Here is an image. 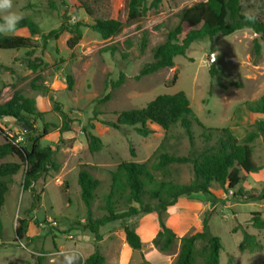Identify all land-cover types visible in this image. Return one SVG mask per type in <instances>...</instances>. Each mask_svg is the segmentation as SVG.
I'll use <instances>...</instances> for the list:
<instances>
[{
	"label": "rangeland",
	"instance_id": "rangeland-1",
	"mask_svg": "<svg viewBox=\"0 0 264 264\" xmlns=\"http://www.w3.org/2000/svg\"><path fill=\"white\" fill-rule=\"evenodd\" d=\"M205 1L163 0L158 10L128 23V0H14L22 20L37 23L42 34L31 37L27 30H21L10 35L31 38L35 48L31 54L28 50L0 49V105L15 94L36 101V111L43 116L30 117L29 121L37 131L36 136L42 135L44 129L48 131L41 145L55 150L59 171L49 173L35 184L41 198L35 209L32 192L22 188L24 169L13 178L0 211V264H63L62 253L69 251H77L81 256L77 264H83L97 248L105 257V264H174L179 246L175 252L162 254L152 243L161 230L157 213L108 224L100 229L102 240L96 241L85 228L89 224L88 210L78 180L80 172L87 171L100 181L92 205L96 220L106 215L105 199L112 174L120 164L146 163L158 178L184 184L194 177L192 166H172L161 172L156 169L161 155L182 157L201 152L222 136L209 129L228 128L237 139L249 132L254 116L245 104L264 96V43L250 29L219 35L214 40L196 41L185 56L174 59L172 68L138 78L144 66L154 61V49L178 25L180 12ZM243 9L245 13H257L264 20V0H245ZM98 20L119 21L122 30L112 39L104 40L94 29ZM64 23L82 24V39L74 48L67 44L72 37L70 32L64 31L58 38L47 41L42 37ZM255 39L262 44L257 65L253 64ZM212 66L225 73L222 82L226 88L210 75ZM180 92L188 97L203 125H193V145L179 125L165 132L158 125L149 124L151 133L146 137L137 127L112 126L122 112L145 108L160 95ZM55 103L72 120L70 132L61 131L63 122L54 109ZM0 126L11 136L22 135L21 129L8 121L0 119ZM91 136L100 138L101 151L90 152ZM207 136L211 137L209 144L205 140ZM3 142L0 136V144ZM252 149L253 161L262 169L249 175L242 172V181L234 191L225 193L215 185L212 191L220 199L216 204L208 203L202 194L184 196L164 215L181 238L202 231L207 214L211 233L223 245L221 264L264 261V230H256L251 224L255 212H260L264 220V198L261 199L264 197V135L252 144ZM5 161L19 162L16 157ZM233 192H242L245 199H255L237 202ZM19 220L29 221L23 240H16ZM124 226L135 229L142 241L141 250L128 246ZM243 230L256 236L261 250L253 253L240 250ZM203 245L198 244L196 264H203L200 256Z\"/></svg>",
	"mask_w": 264,
	"mask_h": 264
},
{
	"label": "trees",
	"instance_id": "trees-1",
	"mask_svg": "<svg viewBox=\"0 0 264 264\" xmlns=\"http://www.w3.org/2000/svg\"><path fill=\"white\" fill-rule=\"evenodd\" d=\"M150 1V3H149ZM245 0H207L195 6L182 10L179 14L178 25L170 30L163 44L157 46L154 53V61L144 66L138 78L155 74L166 68L174 66V59L185 56L191 45L199 40H214L219 35L229 36L243 29H250L264 43V20L258 15L254 24L247 23L244 19L243 3ZM163 0H128L127 22L134 23L142 19L149 11L158 10ZM86 12L91 14L85 6ZM82 24L68 25L64 23L58 30L52 31L47 36H42L45 41L56 39L64 32H70L72 37L67 41L70 48H74L82 39ZM123 24L116 20H98L94 29L104 40H110L122 30ZM185 27L188 31L185 33ZM27 30L31 37L41 35V29L37 23L25 19L18 23L17 30ZM185 36L181 39L182 35ZM144 47V45H143ZM1 50H28L31 54L35 50L32 39L21 36H0ZM114 51V49H107ZM253 64L257 65L262 54V44L255 39L253 42ZM212 77H216L219 85L226 88L222 82L225 73L212 66L209 70ZM38 89V88H37ZM246 110L255 115L256 119L249 132L242 139H237L230 129H209L220 132V136L212 145L205 147L201 152H194L191 156L178 157L170 154L160 156L156 169L166 172L172 166L190 165L193 168V179L184 184L167 181L158 178L149 168L148 164L125 162L118 166L112 174V183L109 194L105 199L103 210L106 212L102 218L93 219L92 205L96 198V190L100 181L96 180L89 172L81 171L79 185L83 202L87 207L89 224L85 227L95 240L100 242L102 235L100 229L108 224L121 222L126 219L157 213L161 230L153 240L156 250L162 254L176 251L178 254L174 264H196L199 250L198 244H204L200 253L203 264H221L220 253L223 245L219 237L210 231L209 218L205 215L203 229L192 235L177 237L164 215L173 209L179 198L202 194L210 204H216L220 199L213 193L214 186H218L225 193L234 191L241 183V173L246 175L258 172V167L253 161L252 144L264 135V96L254 102L245 104ZM55 111L59 112L63 122L62 132H70L72 120L62 110L61 105L55 103ZM6 116L16 117L25 121L33 131L26 135L11 136L0 126V136L4 142L0 144V211L5 204L6 196L13 177L24 169L22 188L23 191H31L34 197L35 209L40 196L34 189L35 184L51 172H58L59 165L55 160V150L51 147H42L41 139L48 134L43 130L42 135L36 136V129L29 121L30 117H42V113L36 111V101L23 95L15 94L10 101L0 105V119ZM203 127L194 114L188 97L183 93L175 95H160L150 102L147 107L137 110L122 112L115 123L117 129L121 127H137L136 130L144 137L150 135L149 124H155L168 132L172 127L181 126L189 136L191 144H194L192 127L194 124ZM207 136V144L210 142ZM32 143L33 150L27 147ZM89 150L91 153L102 150V142L96 136L90 137ZM9 157H16L19 162L5 161ZM243 196V197H242ZM233 198L239 202H249L254 197L244 198L242 192L234 193ZM264 197L262 196L261 199ZM251 224L256 230H264V220L260 212L252 214ZM28 220H19L15 231L16 240H23L28 233ZM0 225V231H1ZM157 230V228H156ZM126 243L133 250H141L142 241L135 229L130 226L123 228ZM243 241L240 244L242 252H257L262 249L255 235L243 230ZM141 238L142 235H141ZM105 257L97 248L83 264H105ZM261 264H264L262 261Z\"/></svg>",
	"mask_w": 264,
	"mask_h": 264
},
{
	"label": "clouds",
	"instance_id": "clouds-1",
	"mask_svg": "<svg viewBox=\"0 0 264 264\" xmlns=\"http://www.w3.org/2000/svg\"><path fill=\"white\" fill-rule=\"evenodd\" d=\"M23 19L14 7V0H0V36H9L17 30L18 23ZM247 23L254 24L258 15L255 12H247L244 14ZM215 60V54L213 61ZM63 264H77L81 260V256L77 251H69L62 253Z\"/></svg>",
	"mask_w": 264,
	"mask_h": 264
},
{
	"label": "water",
	"instance_id": "water-1",
	"mask_svg": "<svg viewBox=\"0 0 264 264\" xmlns=\"http://www.w3.org/2000/svg\"><path fill=\"white\" fill-rule=\"evenodd\" d=\"M3 120L8 121L12 125L19 127L23 135L29 134L33 131V128L30 127L25 121L18 120L16 117L6 116L3 118ZM27 147L29 148L30 151L33 150L32 143H28Z\"/></svg>",
	"mask_w": 264,
	"mask_h": 264
},
{
	"label": "crops",
	"instance_id": "crops-1",
	"mask_svg": "<svg viewBox=\"0 0 264 264\" xmlns=\"http://www.w3.org/2000/svg\"><path fill=\"white\" fill-rule=\"evenodd\" d=\"M251 114V113H250ZM252 116H254L253 118H254V121H255V119H256V116L255 115H253L252 114ZM250 118H252V117H250ZM254 121L253 122H251V124H253L254 123ZM249 124H250V121H249ZM2 163V162H1ZM14 178V177H13Z\"/></svg>",
	"mask_w": 264,
	"mask_h": 264
},
{
	"label": "built area",
	"instance_id": "built-area-1",
	"mask_svg": "<svg viewBox=\"0 0 264 264\" xmlns=\"http://www.w3.org/2000/svg\"><path fill=\"white\" fill-rule=\"evenodd\" d=\"M51 224H52V225H56V223H55V222H51Z\"/></svg>",
	"mask_w": 264,
	"mask_h": 264
}]
</instances>
